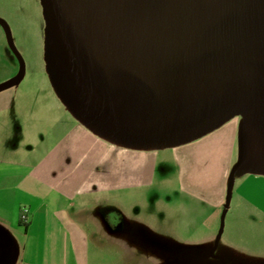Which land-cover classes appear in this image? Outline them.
<instances>
[{
	"label": "water",
	"instance_id": "95a60500",
	"mask_svg": "<svg viewBox=\"0 0 264 264\" xmlns=\"http://www.w3.org/2000/svg\"><path fill=\"white\" fill-rule=\"evenodd\" d=\"M42 3L52 85L103 139L136 150L173 148L236 116L264 134V0ZM0 24L20 63L2 92L21 82L25 64L9 24L1 17ZM230 200L231 191L227 207Z\"/></svg>",
	"mask_w": 264,
	"mask_h": 264
},
{
	"label": "crops",
	"instance_id": "0c3cea01",
	"mask_svg": "<svg viewBox=\"0 0 264 264\" xmlns=\"http://www.w3.org/2000/svg\"><path fill=\"white\" fill-rule=\"evenodd\" d=\"M11 107V102L0 103V231H5L0 233V249L5 246L2 264H8L9 256L15 257L18 246L22 262L27 264H80L75 244L79 227L72 215L103 202L117 205L119 196L149 185L158 154L113 144L68 111L61 121L57 118L60 128L43 138L38 137L41 131L37 132V122L26 117L23 140H17L12 115L7 114ZM232 120L235 128L244 124L241 119ZM248 134L264 136L261 129L249 130ZM205 145L191 141L173 147L181 182L198 205L210 206L213 216L215 211L232 212V222L220 230L210 226L204 236L200 234L203 227L195 224L190 227V239L195 246L222 242L239 256H245L242 252L259 254L264 235V160L256 156L251 165L239 164L234 199L227 207L230 154L215 177L214 159L202 162L199 158ZM234 149L241 151L236 140ZM25 207L29 212L26 225H22ZM9 231L15 236H6ZM230 261L235 264L240 260L231 257Z\"/></svg>",
	"mask_w": 264,
	"mask_h": 264
},
{
	"label": "rangeland",
	"instance_id": "374dc122",
	"mask_svg": "<svg viewBox=\"0 0 264 264\" xmlns=\"http://www.w3.org/2000/svg\"><path fill=\"white\" fill-rule=\"evenodd\" d=\"M0 17L9 24L25 64L23 79L17 86L0 92V103H12L7 114L12 115L11 127L17 140H23L26 117L37 122V132L41 131L38 137L43 138L60 128L57 118L61 121L65 111L72 113L56 93L46 69V21L42 0H0ZM19 70V60L0 24V83L17 75ZM236 118L244 121L238 128L232 120ZM232 119L234 122L229 123V120L194 140L207 143L199 158L202 157V162L214 159L215 177L226 164L229 152L227 200L231 191V202L239 164L251 165L256 156L264 160V136L248 134L249 130L259 131L260 125L242 116ZM235 140L236 145L241 146L240 152L233 150ZM150 151H156L158 156L149 185L135 189L126 197L119 196L117 205L103 202L72 215L79 227L75 244L80 264H233L231 257L238 258V264H264V235L259 241L262 251L252 255L242 252L245 256L227 249L222 242L193 245L191 226L203 227L200 229L202 236L210 226L220 230L223 224L225 229L232 222V212H227L223 218V210L219 214L215 211L213 216L210 206L198 205L188 195L179 176L174 148ZM11 234L15 233L6 232V236ZM4 250L2 246L0 262ZM9 258L8 264H27L22 262L21 246L17 247L15 257Z\"/></svg>",
	"mask_w": 264,
	"mask_h": 264
},
{
	"label": "built area",
	"instance_id": "2783aa9c",
	"mask_svg": "<svg viewBox=\"0 0 264 264\" xmlns=\"http://www.w3.org/2000/svg\"><path fill=\"white\" fill-rule=\"evenodd\" d=\"M28 212H29V209L27 207L23 208L22 210V219L26 222L27 221V217H28Z\"/></svg>",
	"mask_w": 264,
	"mask_h": 264
},
{
	"label": "trees",
	"instance_id": "16d2710c",
	"mask_svg": "<svg viewBox=\"0 0 264 264\" xmlns=\"http://www.w3.org/2000/svg\"><path fill=\"white\" fill-rule=\"evenodd\" d=\"M20 223H21L22 225H26V222L22 219V216H21V218H20Z\"/></svg>",
	"mask_w": 264,
	"mask_h": 264
},
{
	"label": "flooded vegetation",
	"instance_id": "af4514ba",
	"mask_svg": "<svg viewBox=\"0 0 264 264\" xmlns=\"http://www.w3.org/2000/svg\"><path fill=\"white\" fill-rule=\"evenodd\" d=\"M212 254V253H211ZM0 264H2V262H0Z\"/></svg>",
	"mask_w": 264,
	"mask_h": 264
}]
</instances>
